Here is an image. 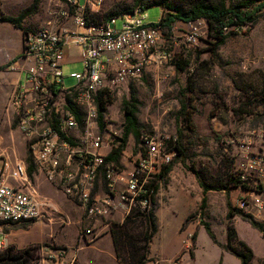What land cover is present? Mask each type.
Listing matches in <instances>:
<instances>
[{"label": "built area", "instance_id": "obj_1", "mask_svg": "<svg viewBox=\"0 0 264 264\" xmlns=\"http://www.w3.org/2000/svg\"><path fill=\"white\" fill-rule=\"evenodd\" d=\"M66 4V9L49 10L46 25L24 36L20 60L26 63L25 80L10 98L18 130L30 144L36 171L82 206L85 220L115 213L126 217L135 210L145 212L151 183L171 165L176 152L158 135L142 133L144 152L138 151L131 168L107 162L103 149L117 148L121 137L114 133L106 141L100 132L96 96L100 92L118 93L153 70L161 71L173 63L168 40L158 23L147 22L143 6L106 22L89 23L87 10H98L102 0H66ZM117 20H122L120 29L116 28ZM69 21L81 32L66 27ZM189 25L179 41L183 46H198L209 33L207 22L199 19ZM71 45L80 50L83 71L65 76L63 48ZM67 78L73 79L75 85L67 87ZM70 101L81 110V126L70 109ZM72 130H79V136L69 142L63 140L61 135L67 137ZM245 158L239 179L264 197V151L252 157L246 153ZM100 175L107 186V192L101 195L94 193ZM35 192L24 163L12 169L0 167V222L26 225L42 219L44 215L32 199ZM263 203L261 199L258 207ZM245 205L241 201L238 207ZM193 238L194 233H186V250L192 248ZM82 248L44 245L40 248L42 264H80L78 253ZM3 250L0 232V251Z\"/></svg>", "mask_w": 264, "mask_h": 264}, {"label": "rangeland", "instance_id": "obj_2", "mask_svg": "<svg viewBox=\"0 0 264 264\" xmlns=\"http://www.w3.org/2000/svg\"><path fill=\"white\" fill-rule=\"evenodd\" d=\"M14 1L0 0V12L2 13V9L14 11L17 8ZM151 1L102 0L101 8L87 10L88 21L106 22L114 11L123 8L135 9L138 6L148 7ZM234 1L227 0V5ZM52 2L50 10L68 7L66 0ZM32 3L33 0H21V11ZM46 3L47 0H40L36 13L25 19L26 25L29 26L26 27L27 32H32L40 26ZM162 10L160 6L147 9V22L158 23ZM121 25L122 20H117L116 28L120 29ZM189 26V23L177 22L169 36H165L168 40V49L174 56L173 63L161 71L148 73L143 79L131 83L118 93L109 94L113 102L107 107L105 116L108 133L103 130L100 132L106 141H110L114 133L122 137L123 101L130 98L133 88L142 103L138 112L140 134L158 135L171 149L176 148V142L179 141L184 149L185 164L177 151V156L171 163V170L180 169L191 174L194 170L199 174L201 181L216 189L222 186L231 187L243 173L242 165L246 160V153L252 157L264 151V10L260 12L259 21L253 28L230 26L229 31L233 30L235 33L229 35L215 54L207 50L212 41L210 33L204 35L198 46L188 47L180 43V37ZM82 71L83 65L80 63L65 68L64 75ZM65 84L72 87L75 81L67 78ZM182 103H185L183 117L179 114ZM5 109L4 107L3 116H0V165L9 156L11 160L23 159L29 167H33L30 144L19 132L16 117L11 121L6 120ZM177 130L181 131V137L178 136ZM248 146V149L244 148ZM124 149H127L131 156L138 151L144 152L141 142H137L131 135ZM161 175L151 183L153 187L159 186L155 197L156 211L162 205V201L167 200L169 178ZM213 192L216 194L218 191ZM238 193L235 208L243 211L238 206L244 198L240 196L239 191ZM260 198L264 199L263 195ZM149 209H152L151 205ZM207 217L203 224H214L212 221L209 222ZM126 218L128 216L124 217L120 224ZM260 222L264 223V218ZM81 228L79 234L84 235L85 228L84 226ZM145 229V223L138 221L132 230L133 235L139 238ZM193 243L192 241V245ZM200 243H203L202 238ZM137 245L143 254L145 246L143 247L141 242ZM32 256L34 259L32 264H36L37 253L33 252ZM259 263L264 264V257Z\"/></svg>", "mask_w": 264, "mask_h": 264}, {"label": "crops", "instance_id": "obj_3", "mask_svg": "<svg viewBox=\"0 0 264 264\" xmlns=\"http://www.w3.org/2000/svg\"><path fill=\"white\" fill-rule=\"evenodd\" d=\"M14 2L17 7L14 11L2 9V13L10 16L19 15L22 12L20 9L21 0H15ZM52 3V0H47L43 19L36 29L46 25ZM23 23L24 29L29 27L26 25V21ZM36 23L34 24L36 25ZM65 26L71 31L81 32L71 21L67 22ZM30 28L33 29V27ZM23 46V32L11 24L0 22V116H3L5 107L7 121H11L13 117H16L10 106V98L25 80L24 69L26 63L20 60ZM80 63L79 48L74 45L65 46L63 48V72L65 68ZM154 71L158 70L152 72ZM105 126L103 131L108 128L107 122ZM79 133V130H72L67 137L73 140L79 136ZM25 140L28 142L27 139ZM111 151V147L103 149V153L107 157ZM135 155L131 156V153L128 154L127 149H123L120 166L131 168ZM17 163H24L27 166L31 184L36 190L35 194L32 195V199L44 216L42 219L32 221L26 225H10L0 222V232L2 233L4 245L3 251L8 248L24 251L37 247L38 262L36 264H42L40 248L44 245L56 247L81 245L83 248L78 253L80 264H119L111 228L114 223H121L124 220L125 216L122 213H115L110 217L98 218L93 221L85 220L82 206L69 200L58 187L47 182L44 176L36 171L35 162L33 165L34 171L31 175L29 173L30 167L23 159L11 160L7 156L0 167L7 165V169H12ZM168 178L167 200L162 201V205L156 211L157 232L150 242L146 264H242L241 260L232 251L223 249L210 239L203 222L207 216L209 222H214V224H208L218 243L226 246L228 242L227 203L229 202L231 207L236 209L235 203L239 191L240 196L244 198L242 201L246 203L245 207L242 208V212L250 214L257 221H260L264 218V215H262V212L264 214V203L261 208L258 207L261 201L259 190L247 185L248 189L246 190L230 188L228 195L225 191H218L216 194L209 191L204 195L194 174L180 169L175 171L173 168L169 172ZM11 184L21 186L15 181H11ZM21 187L24 191L28 190L27 187ZM105 192H107L106 181L100 175L94 193L101 195ZM204 197L206 203L205 208L202 210L201 205ZM191 215H194V217L188 220ZM231 222L240 240L253 251L254 259L251 264H260V259L264 257V239L260 232L238 216L233 217ZM81 226L85 228L83 239L80 238L79 234L80 229H82ZM187 232L194 233V243L190 250L184 248ZM201 238L203 239L202 244L200 243Z\"/></svg>", "mask_w": 264, "mask_h": 264}, {"label": "trees", "instance_id": "obj_4", "mask_svg": "<svg viewBox=\"0 0 264 264\" xmlns=\"http://www.w3.org/2000/svg\"><path fill=\"white\" fill-rule=\"evenodd\" d=\"M40 4V0H33V3L26 9H24L17 16L5 15L0 12V22L8 23L15 28L21 30L26 36L28 33L26 29L23 28L24 20L31 14L36 13ZM160 6L162 10V16L158 22L163 30L165 36H169L173 26L177 22L190 23L197 21L199 19H204L207 22L208 30L212 41L209 43L208 51L211 54H215L216 50L222 46L228 39L229 35L234 34L233 30L229 31L230 26L236 27H247L253 28L259 21L260 12L264 10V0H235L234 2L227 5V0H152L149 2L148 7ZM134 8H123L112 12L107 21L113 17H118L124 13L132 12ZM88 20V15H86ZM89 23H101L92 22ZM225 28L227 31H225ZM111 95L100 92L96 96V104L98 108V126L100 131L104 129L106 122L105 116L107 113V107L112 103ZM71 111L75 114L79 125L82 123V113L79 108L73 104L71 101L69 103ZM141 102L136 96L135 90L132 88L130 98L123 101L122 110L124 113V128L122 137L120 140V145L117 148H113L111 153L106 158L107 162H112L116 166H120V158L127 139L129 136H133L134 139L140 141V131L141 125L138 119V112L141 106ZM185 103H182V108L179 111L180 116H184ZM178 131V136L181 137V131ZM62 139L65 141H70L64 135H61ZM178 151V155L182 158V162L185 164L184 160V149L180 145L179 141L176 142V148L171 149ZM177 156V154H176ZM176 158V157H175ZM189 169V168H187ZM171 171V165L165 167L161 177H168ZM193 174L196 176L202 191L207 194L209 191H225L228 195V190L230 188H241L248 189L240 179H238L231 187L222 186L220 188H214L210 184H207L199 178V174L192 170ZM30 175L33 173V167H30ZM159 191V186L149 187V208L150 205L152 209L145 212L139 210L133 211L128 218L120 224L114 223L111 228V234L114 241V246L116 254L119 260V264H146L148 262L149 245L153 237L157 232V220H156V210H155V197ZM206 198L204 197L202 201L201 208H205ZM228 214H227V234L228 242L226 246H222L218 243L215 234L213 233L210 225L204 223V228L209 235L210 239L223 249L232 251V253L241 260L242 264H251L254 259L253 251L240 240L235 228L232 225L231 219L235 216L240 217L243 221L249 223L254 229H256L262 235L264 239V223L257 221L252 215L244 213L238 209L231 207L230 203H227ZM136 214V215H134ZM194 215H191L188 220L192 219ZM145 223L146 229L142 235L138 238L135 234L133 235V228L137 222ZM143 243L144 253H140V248L137 243ZM236 246V247H235ZM38 250L37 247L29 248L24 251H18L14 248H8L2 253H0V264H32L33 256L32 253ZM245 251V252H244Z\"/></svg>", "mask_w": 264, "mask_h": 264}]
</instances>
